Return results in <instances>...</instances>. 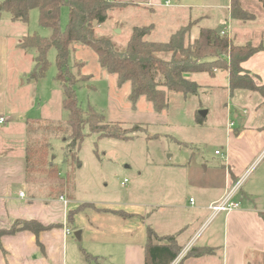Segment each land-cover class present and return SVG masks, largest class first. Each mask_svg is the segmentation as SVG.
Masks as SVG:
<instances>
[{"label": "rangeland", "instance_id": "1", "mask_svg": "<svg viewBox=\"0 0 264 264\" xmlns=\"http://www.w3.org/2000/svg\"><path fill=\"white\" fill-rule=\"evenodd\" d=\"M113 1H122L124 4L109 12L107 21L96 28V33L110 37L117 47L125 45L134 26L147 28V39L152 41H167L169 34L181 26H188L189 39L192 40L199 34L197 25L204 24H216L211 29L222 28L217 33L228 38L216 17L220 14L226 16V9L222 6L215 15L208 13L209 17L205 15L207 12L198 13L201 9H195L189 19L182 18L187 7L198 4L204 6L207 0H149L150 4L140 0L138 4L128 3L131 0ZM165 1H169V5ZM139 3H145V6L141 7ZM219 3L226 5L227 0H219ZM38 17V10L31 9L26 23H12L7 11L0 12V38L7 41V61L11 68L7 75L8 83L13 85L7 87L8 102L4 106L10 118L4 127L0 125L4 144L2 147L7 151L15 144L14 149L18 151L20 132L26 134L27 129L33 135L31 132V135H26L24 143L31 139H34V143L41 140L47 142L49 159L56 165V170L49 172L46 169L47 161L41 164L42 169L29 170L27 188L41 198L60 197L67 203L66 210L70 211L71 216L68 223L72 232L69 230L66 233L70 235L66 238L65 264H121L118 250L111 249V244L107 243V239L114 236L107 225L108 222H115L110 227L115 230L114 225L123 227L124 221L121 216L118 217L120 214H104L108 217L107 221L104 226L100 225L93 218L95 214L91 209L95 205L90 202L127 212L124 207L130 208L127 203H130L131 198L152 202L147 193L152 188L157 166L164 164L195 165L203 179L210 176L211 182L217 184L220 174L212 169L220 164V156L214 155V149L221 150L229 118L226 107L229 102L225 77L227 71L214 70L213 76L207 73L190 74L189 78L198 84L196 93L166 91V107L158 112L143 97L133 105L128 99L129 82L119 87L116 76L100 67L90 48L77 47L71 50L69 66L74 77L79 79L75 85V94L81 109L86 112L91 107L103 115L106 123L120 122L127 136L124 140L98 138L95 133L85 136L77 152L80 161L78 165L76 158H65L66 141L62 139V131L56 132L50 128L43 133L41 128L46 124L45 121H61L66 118L61 105V89L54 80L55 49H49L50 64L44 77L37 81L27 79L34 64L35 51H14L15 43L24 35H50L51 29L40 26ZM59 17L63 29L68 19V8L65 5L61 7ZM232 43L235 44L234 40ZM79 63L84 65L80 67ZM239 74L258 83L244 70ZM7 76L4 73L5 80ZM201 111L206 114L197 123L196 117L201 116ZM231 113L230 118L235 120L234 111ZM39 119L40 123H32V120ZM84 133H88L87 128H84ZM190 194L183 192V196L180 195L184 204ZM130 223L135 227L137 222L130 220ZM78 225L83 230L81 237L76 239L74 231L80 230L77 229ZM97 227L100 228V234L102 232L99 240L94 236ZM85 253L93 257L86 258Z\"/></svg>", "mask_w": 264, "mask_h": 264}, {"label": "crops", "instance_id": "2", "mask_svg": "<svg viewBox=\"0 0 264 264\" xmlns=\"http://www.w3.org/2000/svg\"><path fill=\"white\" fill-rule=\"evenodd\" d=\"M138 1L131 0L128 3L138 4ZM140 1L150 4L149 0ZM244 1L239 0L240 7L247 14L244 19L231 18L230 0H227L226 5L220 4L223 1L207 0L204 6H189L182 18L189 19L195 9H201L198 13L207 12L201 13L206 16L208 13L215 15L221 6L224 7L226 16L220 14L216 17L228 38L237 45L251 43V46L258 48L241 62V68L252 75L257 84L264 85V7L259 0ZM166 2L169 5V1ZM118 3L124 4L122 1ZM139 5L144 7L145 3ZM197 26L199 32L200 28H214L216 24ZM6 43L0 38V116L6 118L0 124L2 126L10 118L4 106L8 102L7 87L12 85L8 83L7 75L11 68L7 61ZM15 45L14 51L20 50ZM225 77L229 120L226 121L220 153L215 154L218 149H214V155L221 159L220 164L212 169L220 174L217 184L211 182L210 176L203 179L195 165L164 164L157 166L152 188L147 193L152 202L131 198L130 203H127L130 208L124 207L128 212L90 202L96 206L91 210L95 214L93 218L100 225L104 226L107 221L108 217L104 214H120L118 217L121 216L124 221L123 227L114 225L115 230L110 228L115 222H108L107 225L115 238L107 239V243L111 244V249L118 250L121 264H144L148 227L158 236L177 234L181 250L170 264H264V96L258 91L247 89L230 90L227 74ZM232 111L235 120L230 118ZM20 134L18 151L14 149L15 144L6 151L2 147L4 144L0 133V230L9 229L18 220H36L49 227L37 235L29 230L2 235L0 264H65L66 238L70 235L66 234L65 229L72 232L68 223L67 203L64 198H41L29 191L24 143V138L29 134ZM243 174L246 177L239 193L234 196L239 207L207 221L208 206L220 199L232 182ZM183 192L191 193L185 204L180 197ZM130 220L137 222L135 227ZM82 228L77 226L80 237ZM95 231V238L101 239L100 228L97 227ZM189 245L211 247L213 253L186 257L182 251Z\"/></svg>", "mask_w": 264, "mask_h": 264}, {"label": "trees", "instance_id": "3", "mask_svg": "<svg viewBox=\"0 0 264 264\" xmlns=\"http://www.w3.org/2000/svg\"><path fill=\"white\" fill-rule=\"evenodd\" d=\"M259 1L264 7V0ZM63 5L68 8V19L62 29L59 14ZM119 5L120 3L113 0L0 2V12L7 11L11 22L26 23L30 10L37 9L39 25L51 29L47 37H41L36 33L24 35L15 46L24 53L35 51L34 64L27 76L30 81L44 77L50 64L48 51L52 47L55 49L54 80L61 89V105L66 112V118L61 121H45L46 124L41 128L43 133L48 132L50 128H54L56 132L62 131V139L66 141L64 150L66 159L74 157L78 165L80 164L77 152L84 137L89 134L95 133L98 138L121 140L127 138L120 122L106 123L103 115L91 107L86 112L81 109L75 94V85L79 79L74 77L69 66L70 52L77 47L90 48L95 53L100 67L116 76L119 87L129 82L128 99L133 105L143 97L153 110L158 112L166 107V91L196 93L198 84L189 78L193 73H207L213 76L214 70H225L230 90L247 89L258 91L264 96V85L255 84L248 77L239 74L243 71L241 62L256 52L257 47L250 44L235 45L229 38L217 33L216 29L206 27L200 28L198 36L190 40L188 26H181L171 32L167 41L147 39L149 30L134 26L125 45L117 47L110 37L98 35L96 28L104 24L109 12ZM230 16L234 19H244L247 16L240 7L239 0H230ZM83 65L79 63L80 67ZM32 121L40 123L41 120ZM201 121L202 117L197 116L196 122ZM84 128H87L88 133H84ZM27 132L29 135L32 134L28 129ZM33 140L27 141L25 146L26 179L29 170L41 168L45 161L49 172L56 170V165L49 159L47 142L41 140L34 143ZM68 218L69 220L71 218L70 211ZM48 227L36 220H18L9 229L0 230V237L23 229L37 235ZM175 235L158 236L151 227H148L144 264H170L181 250ZM212 253L211 247L192 246L185 255L200 257ZM90 257L93 256L86 254V258Z\"/></svg>", "mask_w": 264, "mask_h": 264}, {"label": "built area", "instance_id": "4", "mask_svg": "<svg viewBox=\"0 0 264 264\" xmlns=\"http://www.w3.org/2000/svg\"><path fill=\"white\" fill-rule=\"evenodd\" d=\"M168 3V1L166 2ZM6 121V118L3 116H0V124H3ZM215 154H219V150H215ZM246 177V174H243L240 178H238L233 184H231L228 188V190L225 192L223 197H221L219 200L211 203L208 206L209 210V218L208 221H211L216 215L221 213H227L231 210H235L239 207V202H237L234 199L235 194L238 192L241 184L244 181V178ZM192 199H190V202ZM65 232L68 233L69 230L65 229ZM191 245L187 246L182 253H186Z\"/></svg>", "mask_w": 264, "mask_h": 264}, {"label": "water", "instance_id": "5", "mask_svg": "<svg viewBox=\"0 0 264 264\" xmlns=\"http://www.w3.org/2000/svg\"><path fill=\"white\" fill-rule=\"evenodd\" d=\"M94 23H95V22H94ZM117 31H119V30L117 29ZM216 32H220V29L217 28V29H216ZM205 114H206L205 111H201V112H200L201 117L204 116ZM74 236H75L76 239H79V238H80V232H79V231L75 232V233H74Z\"/></svg>", "mask_w": 264, "mask_h": 264}]
</instances>
